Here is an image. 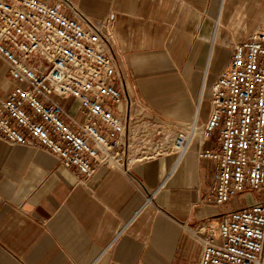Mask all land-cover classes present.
<instances>
[{"label":"crops","instance_id":"1","mask_svg":"<svg viewBox=\"0 0 264 264\" xmlns=\"http://www.w3.org/2000/svg\"><path fill=\"white\" fill-rule=\"evenodd\" d=\"M46 1L87 26L113 18L119 69L152 121H205L233 44L264 27V0ZM12 86L0 59V101ZM61 101L79 114L78 100ZM216 145L217 133L181 156L144 159L128 173L102 165L81 181L46 148L0 136V264H199L186 226L264 199L262 189L215 203L216 163L199 153ZM141 185L156 191L152 204Z\"/></svg>","mask_w":264,"mask_h":264},{"label":"built area","instance_id":"2","mask_svg":"<svg viewBox=\"0 0 264 264\" xmlns=\"http://www.w3.org/2000/svg\"><path fill=\"white\" fill-rule=\"evenodd\" d=\"M46 0H0V59L13 86L0 101V136L44 147L81 181L102 165L128 173L136 162L183 155L217 133L201 158L215 161L211 196L226 207L264 189V27L233 44L230 65L212 87L210 114L186 124L145 117L115 54L113 18L88 22ZM79 102V114L61 100ZM146 205L156 191L140 186ZM199 264H264V199L186 226Z\"/></svg>","mask_w":264,"mask_h":264},{"label":"rangeland","instance_id":"3","mask_svg":"<svg viewBox=\"0 0 264 264\" xmlns=\"http://www.w3.org/2000/svg\"><path fill=\"white\" fill-rule=\"evenodd\" d=\"M240 32L239 33H242V31L244 32V30H239ZM247 31V30H246ZM252 31V30H251Z\"/></svg>","mask_w":264,"mask_h":264},{"label":"bare ground","instance_id":"4","mask_svg":"<svg viewBox=\"0 0 264 264\" xmlns=\"http://www.w3.org/2000/svg\"><path fill=\"white\" fill-rule=\"evenodd\" d=\"M198 109H199V108H198ZM198 109H197V110H198Z\"/></svg>","mask_w":264,"mask_h":264}]
</instances>
